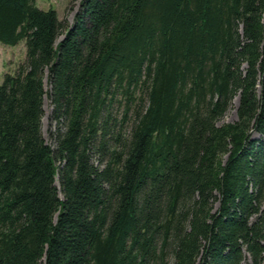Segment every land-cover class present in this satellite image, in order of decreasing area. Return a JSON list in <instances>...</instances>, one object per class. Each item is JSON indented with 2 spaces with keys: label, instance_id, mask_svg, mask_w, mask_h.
I'll return each mask as SVG.
<instances>
[{
  "label": "trees",
  "instance_id": "obj_1",
  "mask_svg": "<svg viewBox=\"0 0 264 264\" xmlns=\"http://www.w3.org/2000/svg\"><path fill=\"white\" fill-rule=\"evenodd\" d=\"M21 40L0 264L263 263L264 0H81L70 26L0 0V43Z\"/></svg>",
  "mask_w": 264,
  "mask_h": 264
},
{
  "label": "rangeland",
  "instance_id": "obj_2",
  "mask_svg": "<svg viewBox=\"0 0 264 264\" xmlns=\"http://www.w3.org/2000/svg\"><path fill=\"white\" fill-rule=\"evenodd\" d=\"M36 5L42 9L54 8L58 14V18L62 20L65 26H70L73 22L74 15L79 9L81 0H34ZM61 38L58 37L57 41ZM25 42L21 40L18 44L10 46L0 43V83L5 73H14L18 65L25 59ZM44 89L49 90L47 84L46 71L44 73ZM237 100H232L231 107L226 111L219 123L231 122L236 118L235 107ZM116 108L114 109V112ZM51 105L45 95L43 98V116L41 118V131L45 142L51 147L55 146L54 135L56 123L50 119ZM55 184L59 187L57 175L55 176ZM60 194V193H59ZM61 195V194H60ZM245 264H249V261ZM264 264V261L263 263Z\"/></svg>",
  "mask_w": 264,
  "mask_h": 264
},
{
  "label": "water",
  "instance_id": "obj_3",
  "mask_svg": "<svg viewBox=\"0 0 264 264\" xmlns=\"http://www.w3.org/2000/svg\"><path fill=\"white\" fill-rule=\"evenodd\" d=\"M237 99V97H235Z\"/></svg>",
  "mask_w": 264,
  "mask_h": 264
},
{
  "label": "bare ground",
  "instance_id": "obj_4",
  "mask_svg": "<svg viewBox=\"0 0 264 264\" xmlns=\"http://www.w3.org/2000/svg\"><path fill=\"white\" fill-rule=\"evenodd\" d=\"M237 100V99H236ZM237 103V102H236Z\"/></svg>",
  "mask_w": 264,
  "mask_h": 264
}]
</instances>
